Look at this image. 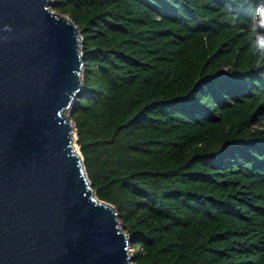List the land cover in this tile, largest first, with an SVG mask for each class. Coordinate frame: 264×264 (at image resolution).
I'll use <instances>...</instances> for the list:
<instances>
[{
    "label": "trees",
    "instance_id": "trees-1",
    "mask_svg": "<svg viewBox=\"0 0 264 264\" xmlns=\"http://www.w3.org/2000/svg\"><path fill=\"white\" fill-rule=\"evenodd\" d=\"M79 29L70 110L133 264H264V0H52Z\"/></svg>",
    "mask_w": 264,
    "mask_h": 264
},
{
    "label": "water",
    "instance_id": "water-1",
    "mask_svg": "<svg viewBox=\"0 0 264 264\" xmlns=\"http://www.w3.org/2000/svg\"><path fill=\"white\" fill-rule=\"evenodd\" d=\"M52 0H0V264H133L74 147L78 27Z\"/></svg>",
    "mask_w": 264,
    "mask_h": 264
},
{
    "label": "rangeland",
    "instance_id": "rangeland-1",
    "mask_svg": "<svg viewBox=\"0 0 264 264\" xmlns=\"http://www.w3.org/2000/svg\"><path fill=\"white\" fill-rule=\"evenodd\" d=\"M70 113V112H69ZM70 115V114H69ZM72 121V120H71ZM75 133V135H74V147H76V150H78V152L80 153V151H79V147H78V145H77V143H76V141H77V136H76V132H74ZM132 253H133V249L131 248V257H132Z\"/></svg>",
    "mask_w": 264,
    "mask_h": 264
},
{
    "label": "built area",
    "instance_id": "built-area-1",
    "mask_svg": "<svg viewBox=\"0 0 264 264\" xmlns=\"http://www.w3.org/2000/svg\"><path fill=\"white\" fill-rule=\"evenodd\" d=\"M257 128L258 129H264V121L262 122V124L259 126V125H257Z\"/></svg>",
    "mask_w": 264,
    "mask_h": 264
},
{
    "label": "clouds",
    "instance_id": "clouds-1",
    "mask_svg": "<svg viewBox=\"0 0 264 264\" xmlns=\"http://www.w3.org/2000/svg\"><path fill=\"white\" fill-rule=\"evenodd\" d=\"M262 40V42L264 41V39H261Z\"/></svg>",
    "mask_w": 264,
    "mask_h": 264
}]
</instances>
